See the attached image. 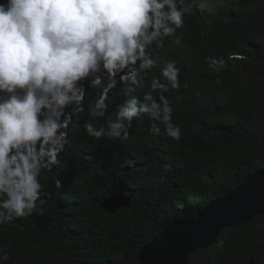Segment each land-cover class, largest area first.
Masks as SVG:
<instances>
[{"label":"trees","instance_id":"obj_1","mask_svg":"<svg viewBox=\"0 0 264 264\" xmlns=\"http://www.w3.org/2000/svg\"><path fill=\"white\" fill-rule=\"evenodd\" d=\"M185 2L182 27L148 46L155 65L143 68L138 61L135 77H116L103 117H93L91 109L107 86L106 74H97L99 86L91 77L81 82L84 99L65 110L73 124L58 164L39 177L47 203L0 223V264H138L140 249L164 227L195 219L213 199L264 169V0H224L209 8ZM208 58L222 59L223 67L215 71ZM169 62L179 69L178 88L162 74ZM153 80L168 90L153 91ZM149 92L169 100L180 139L139 112L122 120L130 124L126 137H109V121L120 107L132 99L139 107ZM89 123L105 135L90 136ZM114 193L130 197L131 205L111 215L101 203ZM4 199L0 194V203ZM250 261L264 264V214L223 229L209 248L189 253L187 264Z\"/></svg>","mask_w":264,"mask_h":264},{"label":"clouds","instance_id":"obj_2","mask_svg":"<svg viewBox=\"0 0 264 264\" xmlns=\"http://www.w3.org/2000/svg\"><path fill=\"white\" fill-rule=\"evenodd\" d=\"M187 11L183 0H8L0 5V93L5 94L0 96V194L6 196L0 223L29 216L47 203L39 177L42 169L58 164L73 124L65 110L84 99L81 82L91 77L99 86L97 74H106L107 86L91 109L93 117H103L116 77H135L138 61L152 68L148 46L182 27ZM208 59L215 71L224 65L222 59ZM178 73L174 62L163 69L172 88L179 87ZM151 87L168 90L159 80ZM143 101L139 107L135 99L121 106L107 135L126 137L130 124L122 120L139 112L163 124L178 141L181 131L172 123L169 100L160 95L157 103L149 92ZM85 127L90 136L105 135L104 128ZM151 128L160 133L156 123ZM54 182L61 187L60 179Z\"/></svg>","mask_w":264,"mask_h":264},{"label":"water","instance_id":"obj_3","mask_svg":"<svg viewBox=\"0 0 264 264\" xmlns=\"http://www.w3.org/2000/svg\"><path fill=\"white\" fill-rule=\"evenodd\" d=\"M130 205V197L114 193L102 201L101 208L113 215ZM263 214L264 170H260L246 177L235 190L213 199L195 219L164 227L158 237L140 249L138 264H187L189 253L209 248L223 229L249 223Z\"/></svg>","mask_w":264,"mask_h":264},{"label":"bare ground","instance_id":"obj_4","mask_svg":"<svg viewBox=\"0 0 264 264\" xmlns=\"http://www.w3.org/2000/svg\"><path fill=\"white\" fill-rule=\"evenodd\" d=\"M183 1H188V0H183ZM191 2H193V3H197L198 2V4H199V6L201 5V7H203V8H209V5H207V1L206 0H198V1H196V0H190ZM233 1V0H232ZM185 2V3H186ZM221 2H223V1H221ZM220 1H219V3H221ZM232 4H233V2H232ZM199 8V7H198ZM236 8V7H235ZM242 9H245V8H242ZM241 9V10H242ZM235 12V11H234ZM198 13L199 14H201V12H200V10H198ZM204 17V16H203ZM237 23V22H236ZM161 39H164V37L163 38H161ZM239 45V44H238ZM240 46V45H239ZM238 48V47H237ZM234 56V55H233ZM238 58V57H237ZM264 64V63H263ZM150 72H152V71H150ZM261 72V71H260ZM263 72V71H262ZM138 73V72H137ZM256 75V74H255ZM151 76V75H150ZM133 77V76H132ZM223 83V82H222ZM194 84V83H193ZM192 86V85H191ZM220 86H222V85H220ZM193 88V87H192ZM161 95V93L158 95V98H159V96ZM157 98V99H158ZM159 100H157V103H159L158 102ZM207 101V100H206ZM215 105V104H214ZM70 112V111H69ZM144 115V114H143ZM146 115V114H145ZM143 118V117H142ZM207 128V127H206ZM203 129V128H202ZM209 130V129H208ZM207 132V131H206ZM206 136V135H205ZM128 154V153H127ZM125 157H126V155H125ZM164 163V162H163ZM165 164V163H164ZM164 167V166H163ZM167 169V168H166ZM246 172V171H245ZM156 175V174H155ZM158 175V174H157ZM142 177V176H141ZM147 178V177H146ZM157 178V177H156ZM159 179V178H158ZM155 181V180H154ZM151 182V181H150ZM148 185V184H147ZM165 214V213H164ZM257 217V216H256ZM257 221V220H256ZM255 221V222H256ZM239 226V225H238ZM237 230V229H236ZM226 231V230H225ZM232 234H234V233H232Z\"/></svg>","mask_w":264,"mask_h":264},{"label":"rangeland","instance_id":"obj_5","mask_svg":"<svg viewBox=\"0 0 264 264\" xmlns=\"http://www.w3.org/2000/svg\"><path fill=\"white\" fill-rule=\"evenodd\" d=\"M206 1H207V5L215 6L217 4V2L219 3V1L221 2V1H224V0H206ZM177 222H180V221H177Z\"/></svg>","mask_w":264,"mask_h":264}]
</instances>
